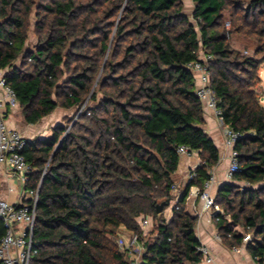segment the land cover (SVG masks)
<instances>
[{
  "label": "trees",
  "instance_id": "1",
  "mask_svg": "<svg viewBox=\"0 0 264 264\" xmlns=\"http://www.w3.org/2000/svg\"><path fill=\"white\" fill-rule=\"evenodd\" d=\"M191 2L188 17L182 0H0V69L23 122L92 103L70 129L57 125L22 151L32 168L25 189L39 188L31 264H131L118 244L131 234L142 249L138 264H202L197 217L185 202L192 188L202 192L219 153L188 68L201 52L212 56L223 123L242 136L234 145L238 171L213 197L217 235L228 249L250 236L245 249L263 264L264 0ZM34 6L37 41L29 47ZM234 35L254 42V54L233 48ZM179 146L198 153L200 164L176 198ZM166 201H175L169 219L156 213Z\"/></svg>",
  "mask_w": 264,
  "mask_h": 264
},
{
  "label": "built area",
  "instance_id": "2",
  "mask_svg": "<svg viewBox=\"0 0 264 264\" xmlns=\"http://www.w3.org/2000/svg\"><path fill=\"white\" fill-rule=\"evenodd\" d=\"M212 60L210 54L200 53L198 60L190 63L188 68L195 74L196 90L195 94L199 101L210 110L217 119L222 129L224 143L231 148L229 156V167L226 170V178L229 182L233 180L234 174L238 171L237 152L234 145L242 137L238 132L233 131L223 123L222 112L217 108V100L210 86L209 64ZM18 107L17 99L13 89L6 83L4 73L0 69V186L3 174L7 172L12 178L19 192L27 195V202L11 203L4 198H0V221L5 229L4 235L0 238V264H31L34 250L32 248V238L35 227L36 205L38 199V189L28 191L25 189L27 176L32 168L26 162L22 151L26 146V137L18 130L8 126L6 112ZM178 156L189 155L192 152L187 146H179L176 150ZM195 169L187 174V180L195 178ZM214 183V176L211 172L210 178L204 183L200 193L197 188H192L190 194L198 197L202 203V213H209L210 210L219 212V207L214 203L213 197L209 194V189ZM9 192H14L10 188ZM172 194H176L177 188L173 185ZM151 224L150 218L141 221L144 229ZM216 239L219 241L218 235ZM250 236L244 238L246 244ZM119 246L126 250L129 255H140L142 249L138 243V236L131 234L128 239H119ZM236 252L240 251L234 249ZM197 252L202 256V264H213V257L205 245L197 247ZM264 264V261H263Z\"/></svg>",
  "mask_w": 264,
  "mask_h": 264
},
{
  "label": "crops",
  "instance_id": "3",
  "mask_svg": "<svg viewBox=\"0 0 264 264\" xmlns=\"http://www.w3.org/2000/svg\"><path fill=\"white\" fill-rule=\"evenodd\" d=\"M4 73V71H3ZM203 106V105H202ZM203 129L207 135L211 138L219 153V163L212 169L214 176V183L209 189V194L214 197L219 186L225 183H229L226 178V170L229 167V156L231 148L227 147L224 143V137L222 129L219 126L217 119L213 113L203 106ZM6 120L8 126L21 132L26 139H42L48 138L51 133L47 131V126H39V124L28 125L22 121L20 108L8 110L6 112ZM200 164V158L198 153L192 152L189 155L180 156L178 168L174 174V186L177 188L176 198L185 188L188 183L187 174L189 171L194 170ZM240 186H245L244 183H240ZM10 188H14V192H9ZM0 198H4L11 203H23L27 202V195L23 192H19L18 187L10 175L5 172L3 174L2 183L0 186ZM175 205V201L170 203L163 214L169 219L171 217L172 209ZM202 201L194 194H189L185 202V210L191 216L197 217V223L195 227V236L200 242V245H205L213 257V264H258L246 251L245 243L241 246L234 248L240 251L236 252L234 249L226 248L221 240H217V231L215 228L214 215L216 212L210 210L209 213H202ZM151 224L144 228V232L147 233L151 230ZM124 239H128L129 235L123 236ZM140 256L129 255V261H134V264H138Z\"/></svg>",
  "mask_w": 264,
  "mask_h": 264
},
{
  "label": "rangeland",
  "instance_id": "4",
  "mask_svg": "<svg viewBox=\"0 0 264 264\" xmlns=\"http://www.w3.org/2000/svg\"><path fill=\"white\" fill-rule=\"evenodd\" d=\"M182 4H183V13L186 16L191 17V14L193 12V5H192L191 0H182ZM36 8L37 7H35V6L33 7V14L30 16V18L28 20L27 45L29 47L33 46V44H35L37 41V39H36L37 34H36V30H35L36 25H37V22L35 19ZM226 27L229 28L228 23H227ZM230 45L233 48H236L237 50H240L241 52H243V54L250 55V56L254 54L255 49H256V45L254 42L247 41L246 39L239 37V36H235V35L231 36ZM262 56L263 55H258L257 58H261ZM106 59H107V57L104 58L102 65H104ZM101 71H102V68H100L98 75L96 76V81L99 80L100 75H101ZM259 76L261 79V83L258 86L257 91L259 94L260 103L264 107V61L260 65ZM97 97H100V95L97 94ZM87 104L92 105L91 102L88 103V98L86 99L83 106L79 109L78 108H76V109L75 108L74 109H64L62 107H59L51 115L43 118L38 124H39V126H44V127L47 126V131L50 133H52L53 128L56 127L57 125L68 126L67 129H70L72 124L75 123V121L78 119L79 115L84 110V108L86 107ZM20 114H21V111H20ZM21 118H22V115H21ZM22 121H23V118H22ZM151 226H152V223H151ZM135 256L138 257L140 255L135 254ZM130 263L134 264L135 262L130 261Z\"/></svg>",
  "mask_w": 264,
  "mask_h": 264
},
{
  "label": "water",
  "instance_id": "5",
  "mask_svg": "<svg viewBox=\"0 0 264 264\" xmlns=\"http://www.w3.org/2000/svg\"><path fill=\"white\" fill-rule=\"evenodd\" d=\"M170 201L162 202L161 204L157 205L156 207V213L159 214L163 212L164 207H169L170 206Z\"/></svg>",
  "mask_w": 264,
  "mask_h": 264
}]
</instances>
